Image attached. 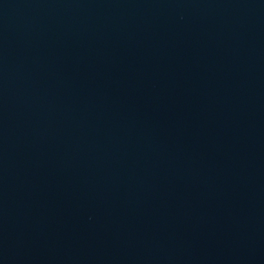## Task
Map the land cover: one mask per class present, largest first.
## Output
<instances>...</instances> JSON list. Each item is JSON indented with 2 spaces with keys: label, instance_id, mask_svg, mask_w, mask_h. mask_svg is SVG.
I'll return each mask as SVG.
<instances>
[{
  "label": "water",
  "instance_id": "95a60500",
  "mask_svg": "<svg viewBox=\"0 0 264 264\" xmlns=\"http://www.w3.org/2000/svg\"><path fill=\"white\" fill-rule=\"evenodd\" d=\"M0 264H264V0H0Z\"/></svg>",
  "mask_w": 264,
  "mask_h": 264
}]
</instances>
